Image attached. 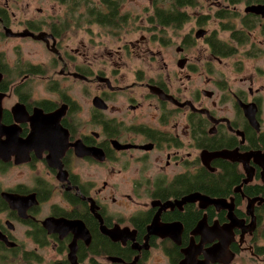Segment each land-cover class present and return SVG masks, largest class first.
Here are the masks:
<instances>
[{
  "label": "flooded vegetation",
  "instance_id": "1",
  "mask_svg": "<svg viewBox=\"0 0 264 264\" xmlns=\"http://www.w3.org/2000/svg\"><path fill=\"white\" fill-rule=\"evenodd\" d=\"M101 1L80 7L74 18L62 5L63 16L45 22L34 15L18 20L12 11L18 0H0V44L42 45L47 57L29 62L16 46L10 64L0 51V174L18 169L31 176L28 184H0L6 205L0 216L7 219L0 218V237L6 240L0 244L16 254L8 258L41 264L36 251L50 247L55 259L45 264H73L68 254L74 241V264H150L154 253L164 258L162 264H187L190 244L203 237L198 264H234L244 252L254 264H264V245L259 244L264 240V0H150L135 15L122 8L125 0H111L117 2V14L99 24L86 16L110 12ZM164 12H171L175 22L162 24ZM143 21L145 26L138 27ZM73 25H86V33L95 26L96 39L122 43L114 54L106 53L107 69L94 67L83 40L79 61L71 58L64 43ZM132 34L139 36L126 41ZM173 38L176 71L171 76H149L147 67H138L132 82L124 83V59L168 68L161 52L150 46L168 48ZM245 62L251 64L248 73ZM229 75L236 80L228 81ZM69 79L94 86L86 106L69 95L63 84ZM36 82L44 83L52 98L34 96ZM9 97L14 102L5 106ZM160 157L164 163L154 167ZM132 166L140 177L129 182L133 195L118 192L116 183L106 179L81 177L83 170L100 168L109 178ZM201 171L220 184L221 197H157V190L177 176L194 180ZM192 208L201 216L186 225L182 219L192 217ZM85 219L98 239L94 248ZM65 220L83 223L87 234L63 224L67 230L51 229L50 222ZM19 227L34 245L32 254L13 236ZM220 242L223 249L217 248Z\"/></svg>",
  "mask_w": 264,
  "mask_h": 264
},
{
  "label": "rangeland",
  "instance_id": "2",
  "mask_svg": "<svg viewBox=\"0 0 264 264\" xmlns=\"http://www.w3.org/2000/svg\"><path fill=\"white\" fill-rule=\"evenodd\" d=\"M88 1H92L93 5L97 4V0H88ZM17 3H18V5L15 6L17 8H12V11L14 13L13 17L17 18L18 20H21V21L23 20V18H31V15H34L35 18L38 20L45 21V22H51V21H54L55 18H57V17H62L63 12H64L63 6L59 3H57L56 1L54 2L52 0H18ZM149 5H150V0H125V3L122 5V8L126 11L129 10V12H131L133 15H135V14H138L139 12H141L143 7L149 6ZM140 24H142L141 25L142 27L145 26L144 21L139 22L138 27ZM86 27H87L86 25H83L81 27V29H79L80 27H75L73 25V28L71 30L67 31L65 34V37H67V39L64 43L65 48L67 49V52L69 54H71V58L79 61V54H80L79 50L81 49L80 43L83 40V44H85L84 45L85 54H86V56H89V58H91L94 61L93 62L94 67L99 68L101 70L107 69L106 65L109 63V62L107 63V60L109 59V57L106 53L112 52L114 54L115 51L118 50V46H121L122 43H120V42L114 43L112 40H109L107 37H102L99 40L96 39L94 37V35H96L98 28L95 26L90 27L89 31H87V33H89L91 35L90 37L93 38V42H89L88 37H86V34H87L86 33L87 28ZM171 33L172 32H169L166 35L167 39H169V35H171ZM137 36H139V35L138 34L137 35L132 34L131 37L129 36L128 38H126V41L132 40V39L136 38ZM172 41H174V42H170V41H169L170 43L168 42L169 43L168 48H165V47L160 48V45L158 43H154L153 45L150 46L153 51L159 50L161 52L160 57L162 56V58H160V59L164 63L168 64V68L160 67V65H162L161 62L159 64L158 63H151V62H149V60H146V61H143L142 59L137 60L133 57L130 59H124L123 62L121 63V69H120V71L123 72L124 83L130 84L132 82L135 69H137L138 67H143V68L147 67V73H148V75L150 74L149 76L154 75V74L159 73V72H161V74L164 76L165 79L168 75L171 76L172 72H174V70L176 71V67L173 65L171 60L173 59L172 58L173 57L172 52H174V47L177 43L175 38H173ZM16 46H19L20 51L23 54L24 59L28 60L29 62H34V63L44 62L45 58H47V57H45L46 53L44 52L42 45L39 46V45L31 44L30 42H26V43L21 42L20 43L18 41H10V40L6 41L5 40L4 42H2L0 44V51H3L5 53L10 64H12L14 62V59L17 55V53H16L17 51L15 52ZM123 64H124V66H123ZM145 64H146V66H144ZM229 64L230 63H228V65H226V66L231 71L234 72L233 67L229 66ZM44 65L42 64V66H44ZM244 65L247 66V68H246L247 71H245V72L248 73V70L250 69L251 64L245 62ZM235 80H236V78L234 75H229L228 81L234 82ZM165 81H167V80H165ZM34 84H35L34 85V88H35L34 96L52 98V96L50 94H47L45 92V86L46 85L44 83L36 82ZM63 84L68 89L69 95L72 98H74L75 100H80L84 106H86L90 102L89 97H88V91L92 92L94 86H91L88 88L87 86H83L80 82H77L76 80H72V79L67 80V82L64 81ZM198 84H200V83H198ZM82 88H86V90L83 91ZM141 91L143 92V90H140V92L139 91L138 92L135 91V92L141 95L142 94ZM13 102H14L13 98L9 97L3 101V104L5 106H9ZM84 108H86V107H84ZM154 160L157 161V158ZM158 160H159V162H156V165H154V167L156 166L158 168V165H160V162L162 164L164 163V157H163V159L160 157V158H158ZM102 173H104V172L100 168L99 169H86V170L82 171L81 177H83V178H86L87 176H92L94 178L98 177L99 182L102 179H106L109 182L116 183V185L120 188V190H118V192H121L124 194L127 193V194H131V195H133V192L131 190L129 182L131 180L133 182L134 181L139 182V178H140L139 174L137 173V169L133 166L129 169L128 172L122 173V174L112 175L109 178H107V175L102 174ZM154 173H155V170L153 169V170H151V173L148 174V176H150ZM167 173L171 174V172H169V170H167ZM30 179H31V176L29 174H27L26 172H23L22 170H18V169L10 170L3 175L0 174V184L4 188L13 186L16 181H22V182H25L26 184H28ZM141 192L142 191L140 190V193ZM133 198H134V196H133ZM54 199H59V195L57 194ZM131 206H132V204L130 205V207ZM0 218L2 219L1 216H0ZM6 220L7 219H2V222H5ZM13 236L15 237L16 241H22L25 243V250H27L29 252L31 250H35L32 242L24 237L23 229H21L20 227L17 228V230L15 232H13ZM259 244L264 245V240H261V241L259 240ZM36 252H38L43 257V261L41 264H45V263H47L49 261H53L55 259V254H54L52 248H50V247L45 249V250H42V251L38 250ZM247 254H248L247 252L242 253L240 255V257L238 259H236L238 261H236L234 264H254L252 261H250L251 259L247 256ZM163 262H164V258H162L161 255L154 253V255L151 258L150 264H162Z\"/></svg>",
  "mask_w": 264,
  "mask_h": 264
},
{
  "label": "trees",
  "instance_id": "3",
  "mask_svg": "<svg viewBox=\"0 0 264 264\" xmlns=\"http://www.w3.org/2000/svg\"><path fill=\"white\" fill-rule=\"evenodd\" d=\"M56 1L57 3L61 4V5H66L70 11H69V15H71L73 18L74 17H78L79 15H77V10L80 7H85V8H91L93 6V4H90V2L88 0H53ZM183 1V0H180ZM109 10L110 12L106 13V14H102L99 11L96 12H88V15L86 16L89 19H92L93 22H98L99 24H107L109 23V18L111 16H116L117 14V2H111V0H102L101 1ZM178 5L182 6V3L180 2ZM175 14V13H174ZM177 16V13L175 14ZM173 14L171 12H164L162 13L159 18L162 24H166L168 21L170 23H174L173 22ZM175 20V19H174ZM116 29L117 25H116ZM0 169L1 166H0ZM209 177H211L210 175H208L207 178V174L204 173L203 171L199 172V174L196 176V178L194 180H191L192 178L189 175H180L177 176L174 181L172 183H170L167 187H160L157 190V197L162 199V200H167L169 198H174V199H180L181 197L191 194V193H201L204 194L208 197H212V198H218L217 196L221 197V193H220V184H214V181L212 180H208ZM213 178V177H212ZM208 183H210V187L208 186ZM2 209H6V205L4 204V202L2 200H0V210ZM189 213L192 212V217H189L188 215H184V220L182 219V221H184L186 223V225H193L201 216V213L199 212V210L196 208V211L192 208V211H188ZM183 215V214H181ZM85 221L87 222V224L91 227V223L89 221H87L85 219ZM148 221V219L146 218L142 223L145 224ZM188 223V224H187ZM91 231L92 234L94 236L93 242L90 246V248H94L98 239L95 238V230L92 229L91 227ZM38 238V237H37ZM39 239V238H38ZM102 247L107 249L110 247V245L108 244V242L105 240L104 243H102ZM105 251V250H104ZM15 252V251H14ZM14 252H10L7 251L4 246L2 244H0V264H19V263H14L12 262L8 256H12V258H15V253ZM30 254H32V252H30ZM29 254V255H30ZM28 254H24L25 260L28 261L30 260V257ZM28 258V259H27Z\"/></svg>",
  "mask_w": 264,
  "mask_h": 264
},
{
  "label": "water",
  "instance_id": "4",
  "mask_svg": "<svg viewBox=\"0 0 264 264\" xmlns=\"http://www.w3.org/2000/svg\"><path fill=\"white\" fill-rule=\"evenodd\" d=\"M198 199H200V200H203V201H206V202H209V203H213V200H209V199H206V198H202V197H199V196H197V200ZM9 203H10V205H11V202L9 201ZM63 221H58V222H50V227H51V229L52 230H54V229H57L58 227H66L67 229H70V228H75V229H84L85 230V228H84V225H83V223H81V222H77V221H64L63 223H62ZM61 224H63V226H61ZM48 225H49V223H48ZM66 225V226H65ZM63 227V228H64ZM66 228H64V229H66ZM66 229V230H67ZM71 230V229H70ZM81 230V231H82ZM219 230V229H218ZM85 232H86V234H87V231L85 230ZM107 234H108V232H107ZM110 237L112 236V234H108ZM88 236V235H87ZM0 240H3V241H6L3 237H0ZM83 240H86L87 241V237L85 238V239H83ZM205 243V240H204V238L202 237L201 238V240H200V242L198 243V244H190V246H189V248H188V252L186 251V257H185V261L187 262V264H195V263H197L198 261L196 260V256H197V254L198 253H200V251H201V249H202V247H203V244ZM6 245H8V246H13V244H9V243H5ZM219 247V249L221 248V249H223L225 246H223L222 244H221V242L218 244V246H217V248ZM195 249V250H194ZM75 250H76V244L74 243V241L69 245V254H68V259L70 260V262H72L73 264L74 263H76V262H73V260H74V253H75ZM222 252H223V250H222ZM195 261V262H194ZM185 262V263H186ZM204 264H208V262L207 261H204L203 262ZM198 264V263H197Z\"/></svg>",
  "mask_w": 264,
  "mask_h": 264
}]
</instances>
